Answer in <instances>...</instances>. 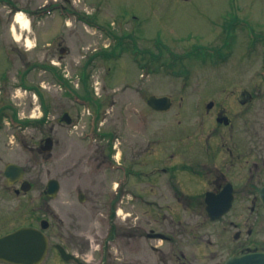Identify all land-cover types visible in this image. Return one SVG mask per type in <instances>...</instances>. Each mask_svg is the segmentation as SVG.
<instances>
[{"label": "rangeland", "instance_id": "1", "mask_svg": "<svg viewBox=\"0 0 264 264\" xmlns=\"http://www.w3.org/2000/svg\"><path fill=\"white\" fill-rule=\"evenodd\" d=\"M17 1V13L22 12L29 24L16 27L22 38L16 41V88L6 94L5 100L15 103L19 121L29 119L31 114L39 116L41 101L49 107V114L44 125L31 126L25 131L19 130L18 121V125H12L7 118L3 121L0 233L22 225L38 226L39 220L47 219L50 246L59 243L88 264L98 263L110 255L143 256L144 249L152 255L148 246L142 244L146 240L124 236L123 230L128 224L132 226L127 229L132 230L130 233L137 225L138 205L123 202L120 193L124 174L117 165L125 156L130 160V151L138 148V141L147 144L168 128L201 130L206 122L215 127L211 115L202 118L203 102L227 103L231 116L242 112L244 106H240L237 99L244 92L254 96L249 112L253 110L255 114L252 119L255 117L257 144H264V40H255V46L251 51L248 49L249 32L256 39L264 36V0ZM56 4L62 5L53 9ZM227 22L234 28L232 33L230 28L226 31L223 40V47L228 50L221 49L220 30V25ZM108 29L119 37L132 34L125 39L124 53L111 59L93 56L90 60L93 54L108 50L116 42L108 38ZM58 44L66 50L62 56ZM134 46V53L144 51L138 59L131 52ZM198 47L202 51L193 52ZM203 48H220V53L212 60L203 55ZM190 51L193 53L188 56ZM182 55L186 57H176ZM205 55H209L208 52ZM84 65L85 80L82 79ZM50 66L56 72L51 71ZM26 67L31 72L25 83L32 89L24 91L17 83ZM85 93L105 103V112L97 124L93 109L75 97ZM149 96H166L174 105L165 113L153 112L146 104ZM63 112L69 114L72 124H61L59 118ZM106 126L116 132L112 137V153L108 150L114 156L108 158V171L94 169L100 163L98 158L105 153L106 140L94 139L92 132L93 127L105 129ZM235 126L242 129V121L235 122ZM51 127L53 145L48 155L40 152L39 143L47 137ZM228 134L224 133L223 140L217 139L218 144L229 142ZM126 150L127 154L123 152ZM8 163L20 165L25 172L24 179L33 183L31 191L24 196L4 190L3 169ZM50 179L60 184L53 199L44 195ZM91 183H107L108 198L79 202L76 190ZM144 219L143 228L148 231L149 222L154 219ZM246 219L256 238L264 240V216L256 217L243 208L225 219V239L235 231L227 222L239 223L245 229ZM202 221V217L190 218L185 253L188 257L211 262V251L218 248L217 235L212 230L222 225L206 227V224L201 225ZM207 238L212 240L211 246L203 243ZM226 243L220 261L229 252ZM183 244L179 245L181 250ZM148 245L155 246L157 242L148 241ZM169 245L163 243L160 248L168 252ZM220 251H216L215 259ZM53 256L49 252L46 263H56Z\"/></svg>", "mask_w": 264, "mask_h": 264}, {"label": "flooded vegetation", "instance_id": "2", "mask_svg": "<svg viewBox=\"0 0 264 264\" xmlns=\"http://www.w3.org/2000/svg\"><path fill=\"white\" fill-rule=\"evenodd\" d=\"M17 3V0H0V132L7 115L18 116L14 108L15 103L12 104V102L5 100L6 94L8 95L10 90L16 88L17 47L14 15L18 7ZM223 26V24L220 25L223 36L221 47L224 40ZM58 46H60V52L63 47L61 44ZM249 46H251L250 43ZM113 47L108 48V51ZM168 54L172 55L169 50ZM30 72L29 67H26L19 77L20 81L17 85L24 89H32L25 83V78L29 76ZM253 99L254 96L251 94L242 93L237 102L240 106H244L243 111L233 113L232 116L229 114L230 109L226 105L227 103L221 104L213 100L203 102L205 111L202 118L211 115V119L215 121V127H212V123L206 122L201 130H199L200 128H180L179 130L168 128L163 131L164 133L161 132V137V133H159L155 139L149 140L147 144L137 142L138 148L130 151V160L128 161L125 156L121 163L124 167L122 200L123 202L124 200L136 202L138 205L137 225L134 226L133 233H130L132 230H127L131 229L130 224L123 231L126 238L146 240L142 244L148 246V251L152 252V255H148L144 249L142 251L143 256L118 258L110 255L93 264H225L229 258L241 253L256 249L264 250V240L256 238L254 229L247 226L248 219L244 222L245 229L239 223L227 222L229 228H234L235 231L226 239L224 235L227 233L224 226L225 219L240 208L249 214L256 215V217L264 216V207L259 200V190L264 186V144H257L255 117L252 119L255 114L252 112L253 110L249 112ZM99 103V119H101V115L105 112H103L105 103L100 101ZM112 104L115 105V102ZM199 104H196V107ZM40 105L42 112L46 113L47 111L49 114V107L44 102L42 104L40 102ZM172 105L174 104L171 101L167 111L172 108ZM148 108L150 107L148 106ZM40 109L38 108V111ZM151 110L157 113L167 112ZM66 113L63 112L59 121L61 124H72L71 117L65 116ZM47 114H42V117ZM237 121H242V129L236 128L239 126L234 127ZM99 122L101 123V121ZM42 123L43 125L46 123V118ZM183 123L186 124V122ZM200 124L199 126H201ZM19 130H28V127H21ZM51 132L53 133L52 127L48 130L45 139L51 136ZM225 132L229 133V142L222 141L221 144H218L217 139L223 140ZM115 133L111 127L108 129V126L105 129H97L95 136L101 141L106 140V147L103 157L98 158L100 163L94 169L104 168V171H108V158L114 157L112 154L108 156V136L113 137ZM42 141L39 143V148L42 147ZM111 143L114 144V141ZM123 152L127 154L128 150ZM85 160L88 162L87 158ZM109 162L111 163V161ZM104 174L106 175V173ZM30 183L32 189L33 183ZM3 184L4 190L12 192L15 196L25 195L22 192H16L21 187V183L9 186L4 178ZM241 186L243 189H240ZM107 189V183H91L86 187H79L76 190L78 201L85 202L89 199L95 202L103 197L108 198ZM80 195L83 201H80ZM240 201H243L242 206ZM208 211L213 216L219 215L220 212L222 214L217 220L212 221ZM192 216L202 217L201 225L206 224V227L222 225L212 230L217 235L216 239L218 240L216 251H221L216 259V251H211L212 256L209 258L211 262L188 257L185 253L188 246L185 237L189 232ZM146 217L154 219V222L150 220L148 231L143 228ZM156 220H159V223H156ZM28 227L38 228L35 224H29ZM18 228L0 233V237ZM48 232L49 229L44 234L50 244ZM109 238L111 239V237ZM202 238L203 236L200 237V239ZM148 241H155L157 245L150 246ZM225 241H227L226 246L229 247V252L220 261L222 250L225 249V247L223 248ZM163 243L170 244L168 252L160 248ZM203 243L211 246L213 242L207 238ZM180 244L184 245L183 250L179 248ZM56 245L58 243L52 244L48 249V253L54 255L53 259L56 260V263L50 264H88L87 261L81 259L78 262L73 260L65 262L60 257ZM200 245L202 244L200 243ZM63 247L65 248V246ZM146 254L147 256H145ZM46 258L42 264H48ZM201 260L203 262H200ZM0 264L10 263L0 260Z\"/></svg>", "mask_w": 264, "mask_h": 264}, {"label": "water", "instance_id": "3", "mask_svg": "<svg viewBox=\"0 0 264 264\" xmlns=\"http://www.w3.org/2000/svg\"><path fill=\"white\" fill-rule=\"evenodd\" d=\"M64 51H61L63 54ZM147 104L155 110H166L170 102L167 98H156L151 96L147 100ZM67 116V114H65ZM52 144L50 139H47L42 152L50 151ZM4 174L9 184H14L23 178V170L16 164H8L4 169ZM21 189L28 191L30 184L23 182ZM59 190L57 180H49L47 184V191L45 194L54 198ZM259 199L264 206V187L259 190ZM210 219L217 220L219 215L213 216L208 211ZM49 226L48 221L43 220L40 223V229L21 228L13 233H10L0 238V260L12 264H41L46 256L48 250V240L43 234V231ZM61 257L68 261L74 257L67 254L60 246H57ZM225 264H264V250H255L242 253L236 257L230 258Z\"/></svg>", "mask_w": 264, "mask_h": 264}, {"label": "bare ground", "instance_id": "4", "mask_svg": "<svg viewBox=\"0 0 264 264\" xmlns=\"http://www.w3.org/2000/svg\"><path fill=\"white\" fill-rule=\"evenodd\" d=\"M16 23H17V25L20 26V27H21V25H22V26H28L29 21H28L26 18H24V17L21 15V13H18V14L16 15ZM15 38H16L17 41H19L20 35H19L17 32H15Z\"/></svg>", "mask_w": 264, "mask_h": 264}, {"label": "trees", "instance_id": "5", "mask_svg": "<svg viewBox=\"0 0 264 264\" xmlns=\"http://www.w3.org/2000/svg\"><path fill=\"white\" fill-rule=\"evenodd\" d=\"M86 78L84 77L83 78V80H85ZM86 95H85V98H89L90 96L87 94V93H85ZM43 102V101H42Z\"/></svg>", "mask_w": 264, "mask_h": 264}]
</instances>
